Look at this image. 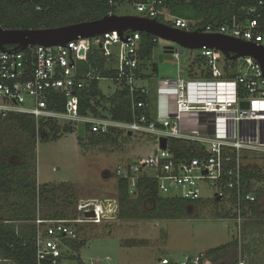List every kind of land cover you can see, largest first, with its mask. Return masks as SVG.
<instances>
[{
	"label": "built area",
	"instance_id": "2783aa9c",
	"mask_svg": "<svg viewBox=\"0 0 264 264\" xmlns=\"http://www.w3.org/2000/svg\"><path fill=\"white\" fill-rule=\"evenodd\" d=\"M165 1L135 0L133 4L140 17L156 19L163 15L179 30L222 34L264 47V0L244 9L247 15L244 19L233 16L228 22L206 25L202 30L196 23L160 10ZM101 37L72 40L64 47L30 46L16 52L6 51L11 49L8 46L5 50L0 49V120L10 115H24L34 118L37 125L40 121L70 125L76 135L80 123L84 129L89 127L90 134H108L114 130L126 135H149L155 151L118 165L113 173L117 179L126 181L129 194H135L139 181L146 179L156 182L159 195L193 203L201 200L200 184L205 183L218 204L232 207L234 218L231 220L238 222L241 229L247 216V205L255 201L254 193L245 190L243 169L255 164L248 163L253 159L264 160V72L259 63L251 57H242L236 60V65H225L221 52L202 48L198 52L209 76L190 79L184 70L183 78L179 76L180 70L176 78H163L158 83L152 104L141 97L149 95V91L137 86L140 34L125 33V41L117 37L124 54L116 60L114 79L128 86L132 95L138 93L139 97L132 101L133 108L151 110L154 116L150 120L142 114L131 123H123L78 113L76 91L83 87V81L99 77L86 73L79 79L77 64L86 61L93 45L104 49L103 37L107 36ZM178 54L172 51L174 57ZM101 55L108 57L105 53ZM60 97L65 99L63 111L50 106ZM241 102H247L248 108H241ZM161 138L167 141L164 150L160 148ZM172 139L198 143L205 148L207 157L176 162L168 149ZM249 183L262 186L254 181ZM84 202L80 217L75 220L36 221L37 225L47 224L36 231V264H65L63 249L66 241L77 239L74 225H99L117 218L118 203L109 209L93 200ZM90 213L93 216H86ZM188 262L198 264V259L184 257L177 263ZM99 263L100 260L91 262ZM167 263V258L160 260V264Z\"/></svg>",
	"mask_w": 264,
	"mask_h": 264
},
{
	"label": "trees",
	"instance_id": "16d2710c",
	"mask_svg": "<svg viewBox=\"0 0 264 264\" xmlns=\"http://www.w3.org/2000/svg\"><path fill=\"white\" fill-rule=\"evenodd\" d=\"M134 1L0 0V27L3 29H48L92 22L109 14L118 15L116 9L119 4L134 3ZM257 1L259 0H166L160 10L190 23H196L198 29L202 30L206 25L228 22L233 16L244 19L247 17L244 9L256 5ZM156 19L161 23L173 26V23L163 15H159ZM127 33L131 34V32ZM139 34L136 73L138 80H143L156 74L157 65L151 63V58L154 49L157 47V41L155 42V37L151 35ZM223 62L225 65H236L238 61L223 59ZM114 64V58L104 57L100 50L96 49H91L87 53L86 61L78 62L77 76L79 79H83L86 73L99 77V79L83 81V87L76 91L78 113L83 116L109 118L123 123H131L142 114L152 120L154 114L151 110L144 111L132 107V101H135L139 95L138 93L132 95L128 86L114 79L116 75ZM148 66H151V72L145 74L143 71ZM184 70L190 79H204L209 76L204 59L201 58L199 52L194 55L193 60ZM102 78L112 79L117 84V89L112 95L105 96L99 89V81ZM141 97L150 101L152 98L150 93L146 97ZM64 101L65 99L60 97L57 103L50 106L57 111H63ZM0 121L15 123L18 130L29 139L32 145L36 144L37 139L41 141L50 140L45 132L46 127L53 129L52 141L59 139L56 136L59 124L53 121H40L37 125L34 118L24 115H10ZM63 131L65 134H71L74 132V128L70 125H63ZM120 133L121 131L112 130L108 134H90L89 127L85 126L84 138H77V140L80 145L87 141L92 147H97L109 143L114 144ZM168 149L176 162L207 157L203 146L190 141L169 140ZM11 154L17 155L20 162L11 164L5 159L0 160V196L6 197L7 201L11 198L16 200V202H10L11 204L6 208L0 207V260L8 261L9 264H36V231L38 227L47 226L46 223L37 225L36 221L70 219L62 211H55L52 215H40L41 208L50 206L53 209L56 207V201L59 199L56 198L55 192L58 188L48 184L37 185L30 168L27 166L24 152L12 150L9 152V155ZM243 173L245 190H250L255 195V201L247 205V215L257 219L263 218L264 168L261 169L255 164L246 165ZM250 181L262 182L263 184L257 187L254 183L251 185ZM117 200V219L123 221L176 220L184 217V212L190 207H198L202 204L201 200L190 203L180 198L161 196L157 192L156 182L146 179L139 181L135 194H129L126 181L118 179ZM68 204L71 205L72 202H68ZM142 205L151 209V213L142 211L140 209ZM221 216L228 217L229 214L223 213ZM251 224L253 223H250V228L253 229ZM246 226L244 225V229ZM67 242L70 241H66V245ZM249 245L241 247L235 239L224 246L200 253L196 256L198 264H238L242 259L241 254L250 256L252 253ZM81 246H74L72 251H78ZM253 259L250 257V260L253 261ZM167 264L178 263L168 259ZM187 264L192 263L188 262Z\"/></svg>",
	"mask_w": 264,
	"mask_h": 264
},
{
	"label": "rangeland",
	"instance_id": "374dc122",
	"mask_svg": "<svg viewBox=\"0 0 264 264\" xmlns=\"http://www.w3.org/2000/svg\"><path fill=\"white\" fill-rule=\"evenodd\" d=\"M116 12L121 16L140 15L135 5L127 2L119 4ZM106 36H102L105 41L104 49L95 45L92 49L100 50L101 54L105 53L115 61L122 58L124 49L117 36L114 32ZM109 41L111 43L108 45ZM169 48L177 53L180 50L177 44L158 39L151 58V63L157 65L158 74L137 81V86H144L151 95L155 94L161 78H176L178 70L182 71L179 76L185 78L184 69L194 55L198 54V50L183 49L178 57H174L164 53ZM143 72L150 73L151 66ZM99 89L105 96H110L117 89V84L112 79L102 78ZM45 132L50 140L37 139L36 144L32 145L15 123L0 121V160L18 163L19 157L9 155V152H24L36 184L58 188L55 192L59 199L56 207L41 208L40 215L62 211L70 220L80 217L83 209L81 203L84 205L86 200H93L109 209L115 207L118 203V179L113 173L117 166L150 155L156 149L151 137L145 134L127 136L120 133L114 144L92 147L87 141L80 145L75 132L65 134L61 123L57 127L58 140H51L54 136L51 127H46ZM250 162L264 168L263 159H253L248 163ZM200 191L202 204L190 207L180 219L123 221L116 218L99 225H74L77 239L67 242L63 249L65 264H91L97 260H100L99 264H159L161 258L180 262L184 257L194 258L235 239L241 247L250 244V256L241 254L243 264H264V216L259 219L249 216L246 223H253V229L247 228L239 236L240 224L231 220L234 218L231 216L234 215L232 207L225 203H221L223 206L218 204L205 183L200 184ZM10 202L16 200L11 198L7 201L6 197L0 196V207L6 208ZM68 202L72 204L69 205ZM140 209L149 214L152 211L144 205ZM223 213H228L229 217H222ZM79 245L82 246L78 251H72L74 246ZM250 257L254 258L253 261ZM106 259L109 261H105Z\"/></svg>",
	"mask_w": 264,
	"mask_h": 264
},
{
	"label": "water",
	"instance_id": "95a60500",
	"mask_svg": "<svg viewBox=\"0 0 264 264\" xmlns=\"http://www.w3.org/2000/svg\"><path fill=\"white\" fill-rule=\"evenodd\" d=\"M116 33L117 37L125 41L127 32H139L151 35L177 44L183 49L200 50L207 48L219 51L228 61L242 57H251L256 60L264 72V47L249 42L240 41L222 34H208L200 31H184L159 22L157 19H148L140 16H121L109 14L103 18L79 24L67 25L48 29H3L0 27V49L8 52L24 51L30 46H61L64 47L72 40L101 37L109 33ZM172 50V49H165ZM83 54V51L80 52ZM241 108H248L247 102L240 103ZM85 129L82 123L77 126V137L82 139ZM167 141L160 139V148L166 149ZM86 216H93V213Z\"/></svg>",
	"mask_w": 264,
	"mask_h": 264
},
{
	"label": "crops",
	"instance_id": "0c3cea01",
	"mask_svg": "<svg viewBox=\"0 0 264 264\" xmlns=\"http://www.w3.org/2000/svg\"><path fill=\"white\" fill-rule=\"evenodd\" d=\"M170 49V48H169ZM172 51L173 50H164V53L165 54H172ZM115 65L117 66V64H116V61H115V64H114V67H115ZM115 69V68H114ZM179 72H180V70H178V74H177V76L179 75ZM148 74V73H147ZM158 74V69H157V67H156V74L155 75H157ZM154 75V76H155ZM151 78V77H150ZM166 78H170V77H166ZM162 79V78H161ZM143 81V80H142ZM158 83H159V81H158ZM144 87V86H143ZM150 93V92H149ZM156 93V92H155ZM151 94V93H150ZM151 102H152V104H154L155 103V99H156V94H152L151 95ZM248 217H249V214L245 217V221H244V223L242 224V226H241V232L243 233V232H245L246 230H248L247 228H250V223H246V220H248ZM244 225H247L246 227H245V229H244ZM159 261H160V259H159ZM241 261V260H240ZM0 262L1 263H3L4 261H2V260H0ZM4 263H7V264H9V262L7 261V262H4Z\"/></svg>",
	"mask_w": 264,
	"mask_h": 264
}]
</instances>
